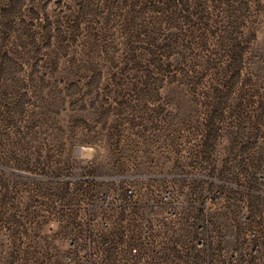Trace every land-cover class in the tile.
Instances as JSON below:
<instances>
[{"label":"rangeland","instance_id":"1","mask_svg":"<svg viewBox=\"0 0 264 264\" xmlns=\"http://www.w3.org/2000/svg\"><path fill=\"white\" fill-rule=\"evenodd\" d=\"M262 175L264 0H0V264L255 263Z\"/></svg>","mask_w":264,"mask_h":264},{"label":"crops","instance_id":"2","mask_svg":"<svg viewBox=\"0 0 264 264\" xmlns=\"http://www.w3.org/2000/svg\"><path fill=\"white\" fill-rule=\"evenodd\" d=\"M254 194L255 193L252 192L251 193L252 196L251 195L249 196L250 201L253 204L261 203V205L264 206V192L256 191V196H259L261 194V196H262V199L261 200L260 199L259 200L256 199L254 197L255 196ZM250 240L252 242V246L254 244H258L259 243L260 244V247H262V248H260L261 249V253H259L260 255H258L257 257L256 256L254 257L255 263H253V264H264V237L261 235L257 239L255 238V239H250ZM220 243L217 245V248H219V252L220 253L221 252L224 253L223 256L226 258V261L224 260L225 262H223V264H237L236 257H237V247H238V244H237V239H236V233H235V231H233V233H232V231H230L229 233H227L226 236L222 238V241ZM221 247L223 249H221ZM217 264H222L221 263V259H220V261Z\"/></svg>","mask_w":264,"mask_h":264},{"label":"built area","instance_id":"3","mask_svg":"<svg viewBox=\"0 0 264 264\" xmlns=\"http://www.w3.org/2000/svg\"><path fill=\"white\" fill-rule=\"evenodd\" d=\"M262 177H264V175H262ZM252 233V234H251ZM256 233H257V231L256 230H253L252 232H250V236L248 237V239L250 238V239H252L254 236H256ZM258 249H260V247L257 245V244H254L253 245V247H252V251L254 252V253H258ZM197 264H199V263H197ZM253 264V263H252Z\"/></svg>","mask_w":264,"mask_h":264}]
</instances>
